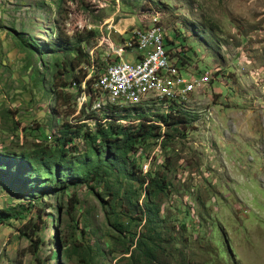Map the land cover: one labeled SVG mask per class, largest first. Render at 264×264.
Here are the masks:
<instances>
[{"label": "rangeland", "instance_id": "1", "mask_svg": "<svg viewBox=\"0 0 264 264\" xmlns=\"http://www.w3.org/2000/svg\"><path fill=\"white\" fill-rule=\"evenodd\" d=\"M147 1L165 13L162 23L168 35L161 31L168 36L165 41L175 42L168 45L169 50L177 47L176 54L179 45L183 52L189 48L190 66L178 63L184 76L218 69L204 89L184 100L192 120L185 127L180 125L183 136L169 131L173 137L165 149L150 145L145 153L149 159L138 161L143 173L160 168L170 182V192L159 201L168 230L163 232L167 244L159 261L264 264V0H0V152L30 153L52 146L62 121L75 123L80 112L85 116L98 110L96 100L89 103L86 95L68 85L85 65L68 75L54 65L70 62L75 53L45 51L58 41L59 31L70 37L67 24L71 33L80 21L98 33L95 42L82 45L90 66L98 65L99 70L91 74L87 68V78L97 77L108 56L104 45L97 48L100 31L117 44L114 29L123 33L137 28L122 37L128 39L143 26L142 9L137 13ZM103 42L109 51L114 48L113 43ZM27 45L36 49L30 52ZM135 54L129 52L123 58L130 61ZM53 70L57 73L52 80ZM100 98V104H110L104 96ZM153 108L150 115L167 107ZM74 144L84 150L81 139ZM126 182L123 189L128 184L136 187ZM17 195L0 184V212L20 213L0 223V264H78L76 255L65 256L68 246L62 242L79 238L76 219L79 227L91 225L84 236L87 245L113 252V256L106 252L98 264L126 263L121 254L128 247V235L118 234L107 222L111 200L100 188L92 193L83 186L71 187L64 195L36 192L24 200ZM72 195L79 204L69 216L66 204ZM123 201L116 205V212H124ZM121 221L128 219L121 216ZM139 230L140 226L131 224L128 231ZM109 234L117 235V240ZM55 238L58 254L51 258ZM36 239L40 244L34 245Z\"/></svg>", "mask_w": 264, "mask_h": 264}, {"label": "trees", "instance_id": "2", "mask_svg": "<svg viewBox=\"0 0 264 264\" xmlns=\"http://www.w3.org/2000/svg\"><path fill=\"white\" fill-rule=\"evenodd\" d=\"M164 9L166 8L163 7ZM97 34L95 31H87L66 37L59 31L58 41L45 48L49 54L75 53L70 62L54 63L67 75L80 65H85L86 69H80L73 75L68 85L80 95L85 93L89 103H93L99 94L94 89L95 77L87 78L90 62L82 45L90 44ZM19 42L23 46L24 41L19 39ZM166 42L167 45L173 44L168 40ZM27 48L30 52L36 49L31 45H27ZM172 50L173 48L169 54L175 56ZM188 51L189 48L181 56L179 53L176 55L178 63L186 62ZM55 73V70L51 73L52 80ZM170 104L167 111H154V115H150L153 106L147 107L146 103L134 106L109 104L85 116L80 112L75 123L61 122L52 146H44L30 153L0 152V184L8 191L19 194L17 196L23 200L33 198L36 192L64 195L71 187L83 186L92 193L100 188L111 200L106 209L107 222L118 234L128 235V247L121 254L126 260L125 264H162L159 256L165 251L163 244H167L162 236L163 232L168 230L161 220L159 201L170 192V182L166 175L159 172L160 168L143 173L138 161L149 159L145 153L150 145L158 146L160 150L165 149L166 142L171 141L173 137L169 131L183 136L179 131L180 125L185 127L192 120L185 112L184 105L174 102ZM76 139L83 141V151H79L74 144ZM164 167L165 165H161V168ZM123 181L135 183L136 187L128 184L127 188L123 189ZM96 194L99 195L98 192ZM140 197H143L141 202ZM120 200H124L120 204V207H124V212L115 211ZM78 204L76 195L69 197L66 204L67 215L72 216ZM19 215V212L9 214L7 211H1L0 223ZM121 216L126 217L128 222L121 221ZM19 218L22 219L23 216ZM73 221L75 230L79 231V238L74 237L69 242L62 240L65 243L63 247L68 246L64 251L65 256L69 258L70 255H76L78 264H98L100 259L106 256V252L113 256L111 249L105 252L98 246L93 248L87 245L84 236L89 233L91 225L82 223L79 227L80 221ZM131 224L140 226V230L128 231ZM33 233L30 231V234ZM23 235L29 236L27 233ZM107 236L111 240H117V235ZM54 240L55 247L51 258L58 254L57 238ZM37 242L39 241L36 239L34 245H37ZM32 247L37 248L33 245Z\"/></svg>", "mask_w": 264, "mask_h": 264}, {"label": "built area", "instance_id": "3", "mask_svg": "<svg viewBox=\"0 0 264 264\" xmlns=\"http://www.w3.org/2000/svg\"><path fill=\"white\" fill-rule=\"evenodd\" d=\"M117 12H120L119 7H117ZM74 30L87 32L92 31V27L82 26L78 21L70 34H74ZM114 30L119 36L120 31ZM157 30H164L168 34L164 25H157ZM100 33L101 38L98 40L97 48L106 37L102 31ZM129 52H136L135 57L133 60L125 61L123 57ZM170 52L166 41L157 39V32L148 33L145 23L140 32L133 34L128 39H119L118 37L117 44L113 49H110V55L106 56L105 64L99 74L109 76V83L108 85H96L95 83L94 86H103L104 93L109 89H119V95H128V101L151 97L149 94L144 97H136V85L144 84L146 80L150 79L158 80L160 86V96L158 97L177 95V97L188 98L189 95L184 93V86L193 85V83H200V90L204 89L211 80L212 73H194L192 76H184L178 64L169 62ZM182 53L181 45H179V55L181 56ZM115 80H123V87H115Z\"/></svg>", "mask_w": 264, "mask_h": 264}, {"label": "bare ground", "instance_id": "4", "mask_svg": "<svg viewBox=\"0 0 264 264\" xmlns=\"http://www.w3.org/2000/svg\"><path fill=\"white\" fill-rule=\"evenodd\" d=\"M140 10H139V14H140ZM142 11H143L142 12L143 18H142L141 22H142L143 25L146 23V30L148 31V33H155V32H157V39L159 41H165V39L168 36H166V38H165V34L161 30H157V25H163L162 19H163V16L164 15H163L162 11L159 10V9H155V8H147V9L143 8ZM68 24H67L66 33L69 36H73V35L77 34V33H75V30H74V34H70V31L68 29ZM80 25H81V22H80ZM87 25H88V22H86V25L85 26H87ZM149 25H156V26L148 29V26ZM132 31L133 30H129V31L125 30L123 33H120L119 32V37H121V39H123L122 37L124 35H126L129 32L132 34ZM140 31H141V29L136 30L135 34L137 32H140ZM92 32H94V31H92ZM81 33H83V31ZM109 37L106 36L105 39H104V41L106 40V41L111 42V43H113L115 45V43ZM172 43L174 45V42H172ZM101 44L105 46V48L107 49V54L109 56L110 55V51H109L108 47L104 44L103 41L100 42V46H101ZM174 48H177V47H174ZM174 50H176V49H174ZM174 50H172V53L175 56H171L169 54V62H172L174 64H178V61L176 60V55H177L178 52L175 54V51ZM181 52H183L182 49H181ZM174 58H175V60H174ZM89 62H90V59H89ZM88 69L90 70V73L93 74V72L95 71V69L98 70V65L97 66H89ZM101 71H102V69H101ZM205 73H208V72H205ZM90 76H92V75H90ZM189 76H192V75L190 74ZM95 83H96V85H108V83H109V76L99 75L96 78ZM115 87H123V80H115ZM94 89L99 94L98 98H96V104H97V106L95 105L96 108H98V109H101L102 107H104L103 104H100L101 103V98H100L101 96H104L105 98H107V100L110 102V104L118 105V106L130 105L131 104L130 102H132L134 104H140V105L143 104V103H146L147 107L156 106V105H159V106L160 105H165L167 108H166V110L163 109L164 111H167L169 109L168 105L170 103L174 102V104L175 103L180 104L179 101L182 102V101H184L186 99V97H177V95H169V97H158V96H160V86L158 85V80L157 79L146 80V83H144V84H137L136 85V97H144V96H146L147 94L150 93L151 94V97H150V99L148 101H145V98H140V99H137V100H133V101H129L128 102V95H119V89H109L105 93H104L103 86H94ZM196 90H200V83H193V85H186V86H184V93L186 95H189L190 96V94H193V92H196ZM153 96L158 97L160 100H157ZM115 101H118V102H115ZM180 105H185V101H184L183 104H180Z\"/></svg>", "mask_w": 264, "mask_h": 264}, {"label": "clouds", "instance_id": "5", "mask_svg": "<svg viewBox=\"0 0 264 264\" xmlns=\"http://www.w3.org/2000/svg\"><path fill=\"white\" fill-rule=\"evenodd\" d=\"M143 8H145V9H147V8H155V9H159V10H161V8H159V7H154L153 5H150L149 4V2L147 1L146 3H143L142 4V6H141V8L140 9H143ZM139 9V10H140ZM162 11V10H161ZM163 13V12H162ZM138 14V13H137ZM164 15H165V13H163ZM163 18H164V16H163ZM133 25V24H132ZM132 25H130V26H132ZM177 36H178V34H176ZM175 43V42H174ZM188 48V47H187ZM182 66H184V67H188V66H190L189 65V61H188V59H186V62L184 63V64H181ZM191 68H194V67H191ZM207 72H211L212 73V76H213V74L214 73H217L218 72V69H213V71H207ZM203 73H205V72H203ZM202 73V74H203ZM197 74H199V73H197ZM89 78V77H88ZM211 79H212V77H211ZM208 84V83H207ZM144 167V166H143ZM143 170H144V168H143ZM147 171V170H146ZM146 171H145V173H146ZM144 172V171H143Z\"/></svg>", "mask_w": 264, "mask_h": 264}, {"label": "crops", "instance_id": "6", "mask_svg": "<svg viewBox=\"0 0 264 264\" xmlns=\"http://www.w3.org/2000/svg\"><path fill=\"white\" fill-rule=\"evenodd\" d=\"M126 23H128V24H130V25H132L133 23L132 22H130V21H126ZM135 29H137V28H134L133 26H132V28L130 29V30H135Z\"/></svg>", "mask_w": 264, "mask_h": 264}]
</instances>
